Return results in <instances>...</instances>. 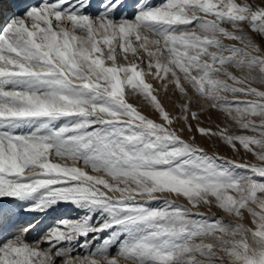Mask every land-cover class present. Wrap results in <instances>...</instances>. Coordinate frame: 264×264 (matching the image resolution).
<instances>
[{
  "label": "snow or ice",
  "instance_id": "snow-or-ice-1",
  "mask_svg": "<svg viewBox=\"0 0 264 264\" xmlns=\"http://www.w3.org/2000/svg\"><path fill=\"white\" fill-rule=\"evenodd\" d=\"M0 264H264V0H0Z\"/></svg>",
  "mask_w": 264,
  "mask_h": 264
},
{
  "label": "rangeland",
  "instance_id": "rangeland-1",
  "mask_svg": "<svg viewBox=\"0 0 264 264\" xmlns=\"http://www.w3.org/2000/svg\"><path fill=\"white\" fill-rule=\"evenodd\" d=\"M33 2H38V0H33ZM156 2H159V0H156ZM162 100H163V102L165 103L166 107L171 111V110H172V104L169 102L167 94H165V95L162 96ZM129 102H131V103H133V104H136V105L140 108V110H141L142 112H144L146 115H149V116H151L152 118L155 119V115H154V113H152L151 110H150L146 105L141 104L140 101H139V98L130 99ZM210 115L212 116V120H213L214 122H216V123L221 122L222 117L219 116L217 113H210ZM184 138H185L186 140L189 138L187 132L184 133ZM196 143L199 144L201 147L205 148V149H206L207 151H209V152L217 151V152H219V154H220L221 156L229 157V158H232V159H234V160H240V159H244V158H245L243 152H241L240 156H237V155H236L235 153H233L231 150H229V149H227V148H225V147H223V146L216 147L214 144L210 143L209 141H207L206 139H204V138H202V137H200V136H198V135H197V137H196ZM246 159H247L248 161H250V162H255V161H254V158H253L251 155H248V156L246 157ZM178 203L183 204V203H185V201H183V200L181 199V200H178ZM68 210H70V209H67V210H66V213H67ZM199 211L204 212L206 215H209V216H211L213 213H215L217 216H223L222 213L218 212V211H217L216 209H214V208L212 209L211 212H208L205 208H201ZM53 215H55V213H53V214H51V215L49 214V215L45 218V222H48L50 219H53V218H51ZM68 215H69V214H67V215H62V216H63V217H67ZM62 216H61V215H60V216L58 215V217H60V218H63ZM58 217H57V218H58ZM68 217H69V216H68ZM39 218H40V217H39ZM39 218H37V219H39ZM70 218H71V217H70ZM43 219H44V217H43ZM224 219L228 220V219H232V218H230V217H224ZM246 222H247V221H246Z\"/></svg>",
  "mask_w": 264,
  "mask_h": 264
},
{
  "label": "bare ground",
  "instance_id": "bare-ground-1",
  "mask_svg": "<svg viewBox=\"0 0 264 264\" xmlns=\"http://www.w3.org/2000/svg\"><path fill=\"white\" fill-rule=\"evenodd\" d=\"M66 210H67V208H64V209H60V210H58L57 212H55V215H53L51 218H53V219H55V218H57L58 217V215L60 216H62V215H67V214H69L68 216L69 217H74L75 215H76V213L73 211V210H68L67 211V213H66ZM50 215L51 214H53V213H49ZM67 216V217H68ZM40 217V218H39ZM47 216H45L44 217V221H45V218H46ZM63 217V216H62ZM37 218H39V219H37V220H40L41 219V215L40 214H37ZM60 218V217H59Z\"/></svg>",
  "mask_w": 264,
  "mask_h": 264
}]
</instances>
